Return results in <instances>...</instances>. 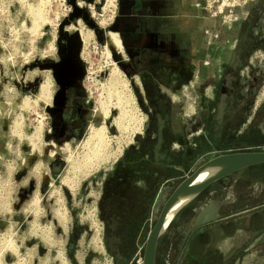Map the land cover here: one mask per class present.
<instances>
[{
  "label": "rangeland",
  "instance_id": "obj_1",
  "mask_svg": "<svg viewBox=\"0 0 264 264\" xmlns=\"http://www.w3.org/2000/svg\"><path fill=\"white\" fill-rule=\"evenodd\" d=\"M258 2L255 18L263 19L264 0ZM115 4L117 8V0H0V264L124 261L116 260L108 250L99 202L105 177L125 155L130 160L154 158L167 165L176 163L177 167L172 174L178 176L167 180L145 173L149 175L147 198L151 201L142 224L137 231L130 228L116 232L120 242L108 243L110 247H128L124 252L129 257L124 264H141L147 233L163 201L186 175L218 153L264 146L263 119L257 125L262 140L211 142L209 139L201 146L202 152L207 153L196 160L197 147L191 145L194 149L185 163L182 159L175 162L178 159L165 147L159 156L157 153L146 156L142 144L152 140L153 133L146 127L147 115L141 109L137 76L126 68L127 54L123 50L117 52L112 46L122 41L111 34L110 43L104 35L109 42L104 48L100 45L104 44L103 39H92L93 32L89 30L100 27L104 21H112L111 30L118 32L116 17L113 19L117 12L113 13ZM73 18L76 19L71 26ZM82 24L89 29L85 31ZM250 24L248 21L245 28L242 25L241 32L249 35L242 34L240 41L263 46L264 21H260L254 34ZM63 26H68L66 32L73 30L74 37L82 40L67 37L69 49L77 50L86 60L80 79L84 99L89 98L85 105L90 109L84 125L75 134L58 141L54 135H48L47 129L48 110L56 88V47L59 36H63ZM158 50L165 51L162 47ZM172 51H165L168 59L174 58L177 63L180 60L191 68L190 81L169 94L172 103L182 107L178 109V121L183 133L188 135L199 105L204 102L209 112L214 107L219 77L233 65L234 56L220 67L218 78L213 75L202 80L196 78L201 54L198 50ZM238 58L241 63L235 66L240 74L239 84L247 89L243 93L249 90L253 101L250 107L254 106L252 110L261 114L259 119H262L264 52L242 50ZM249 60H253V65L248 64ZM114 68L119 72L116 77L111 75ZM213 119L210 113L209 128ZM190 138L187 142L164 145H172L176 151L190 146ZM87 147L100 152L93 159L87 158L90 151ZM143 183L141 180L139 185L146 190ZM161 188L165 194L155 210ZM210 200L221 204V218L186 231L200 207ZM256 203L260 205L251 208ZM111 233L113 230H109ZM131 236L133 242H128ZM155 254L156 264H264V164L241 169L213 183L199 198L183 207L158 238Z\"/></svg>",
  "mask_w": 264,
  "mask_h": 264
},
{
  "label": "flooded vegetation",
  "instance_id": "obj_2",
  "mask_svg": "<svg viewBox=\"0 0 264 264\" xmlns=\"http://www.w3.org/2000/svg\"><path fill=\"white\" fill-rule=\"evenodd\" d=\"M116 14L117 12L114 13L113 19ZM75 19H72L70 25ZM105 22L100 27H94L93 29H89L86 24H82L85 31L89 29L93 32L92 39L98 37L103 39L104 44L100 43V45L104 48L105 32L112 29V21ZM64 26L62 27L63 36H59L56 47V88L48 110L50 124L47 129L48 135H54L55 140L58 141L75 134L86 122L90 109L85 105L89 102V98L84 99L83 80L80 79L82 67L86 60L77 54V50L69 49L67 41V37L80 38L72 36L73 30L66 32L68 26L65 28ZM118 33L125 40L123 51L128 57L126 68L138 79L141 109L147 115L146 127L153 133L150 137L152 140L147 139L146 142H156L157 144H155L157 147H161L162 151L164 147L168 152L172 150L171 154L178 159L175 162H181L180 159H182L185 163L191 158L194 149L191 145L197 147L195 148V151H197L195 159L197 160L207 153L202 152L201 146L202 142H208L209 139L211 142H252L256 139H263L257 133V125L260 123L259 121L264 119V115L262 119H259L261 114H258L256 110H252L254 106L250 107L253 104L250 92L248 90L243 93V90L246 91L247 89L239 84L240 74L235 65L227 68L226 72L219 78V90L214 107L209 112V108L202 102L197 112L193 114L194 117L188 129L189 134L185 135L177 116L178 109H182V107L172 103L168 91L171 93L176 92L190 81V66L182 64L180 60L177 63L174 58H167L165 51L173 53L172 50L174 49L169 44L168 34H165L166 37L161 36L159 32L153 30L150 26L146 30L139 29L137 33ZM160 47L165 51L158 50ZM235 54L233 64H240L239 52ZM189 64H191L190 61ZM210 113L214 118L212 120L214 122L209 128L208 118ZM189 137H191V140L188 141L190 146H186V148L181 147V149L174 151L172 145H164L165 142L171 144H174V142H187L186 139H189ZM195 142H199V145ZM175 164L167 165L168 168L161 172L174 173L173 169L177 168ZM177 176L172 174L171 177L175 178ZM185 230L188 231V228Z\"/></svg>",
  "mask_w": 264,
  "mask_h": 264
},
{
  "label": "crops",
  "instance_id": "obj_3",
  "mask_svg": "<svg viewBox=\"0 0 264 264\" xmlns=\"http://www.w3.org/2000/svg\"><path fill=\"white\" fill-rule=\"evenodd\" d=\"M194 1L195 0H117L116 29L118 32L137 33L139 29L146 30L147 27L150 26L153 30L159 32L161 36L168 34L169 44L174 49L182 50L189 48L190 50H198L201 54H199V60L197 59L199 61V70L198 74H196L198 75L196 78L202 80L204 78L208 80L210 76L213 75L214 78H218V76H220L218 73L220 67L228 64L227 62L230 57L232 55L235 56L236 52L242 50L264 52V44H261L263 46L256 44L251 45L250 43H243L240 41L242 34L249 35L247 32H241L243 24L245 28L249 21L251 23L249 28L252 29V34H254L257 32L260 21H264V18L261 19V16H259L258 19L255 18V8L258 7V4H260L259 2L246 5L241 12L240 20L236 22L231 29L223 31L216 41V45L207 46L203 41V33L201 30L205 25L212 23V20L206 18L204 10L195 7ZM118 32L116 33L125 46V40ZM230 38L236 39L235 46L232 50L228 49L225 43V40ZM233 58L232 60H234ZM205 60H208L209 63L206 64L204 62ZM248 64L253 65V60H249ZM168 92L170 93V91ZM37 147L38 146H36V148ZM158 194L159 193H157V196ZM259 205L260 204L256 203L251 208H256Z\"/></svg>",
  "mask_w": 264,
  "mask_h": 264
},
{
  "label": "trees",
  "instance_id": "obj_4",
  "mask_svg": "<svg viewBox=\"0 0 264 264\" xmlns=\"http://www.w3.org/2000/svg\"><path fill=\"white\" fill-rule=\"evenodd\" d=\"M155 143L156 142H145V144H142V151L146 156L150 155L153 157L156 153L158 156L160 155L159 153L162 149L159 146L157 147V143ZM139 151L140 150H137V152ZM262 164L264 163L252 165L247 168ZM167 168L168 166L166 163L160 162V160H154V158H147V160L139 161L135 158L130 160L128 156L125 155L114 164L112 171L105 177L102 196L99 202V210L102 220L105 223L106 231L104 238L109 247L108 250L116 260L121 258L122 260L124 259V261L121 262L117 261V264H124L128 259L129 256L124 252L128 247L118 245L110 247L108 243L110 240L117 243L120 242V240H118L119 235L116 232L121 233L124 229L128 230L130 228H134V231H137L147 211V204L151 201V198H147L150 187L148 186L149 175L146 176V174L153 173L156 175L155 177L157 179L164 178V180H167L171 178L172 174L167 173L164 175L161 172ZM235 173L220 178L215 182L221 181ZM141 180L144 182L143 186L145 184L146 190H143L141 185H139ZM210 185L202 190L196 198H199ZM158 186L159 180L156 183V189ZM109 230H113V233L109 234ZM133 239V236L128 237V242H133Z\"/></svg>",
  "mask_w": 264,
  "mask_h": 264
},
{
  "label": "water",
  "instance_id": "obj_5",
  "mask_svg": "<svg viewBox=\"0 0 264 264\" xmlns=\"http://www.w3.org/2000/svg\"><path fill=\"white\" fill-rule=\"evenodd\" d=\"M261 163H264V146L261 149L218 153L200 163L177 184L163 201L155 222L147 233L141 264H155L158 238L168 228L178 212L195 199L202 190L220 178ZM164 194L165 189L161 188L154 203L155 210L163 200ZM219 210L220 204L213 200L210 201L198 210L188 231L220 219Z\"/></svg>",
  "mask_w": 264,
  "mask_h": 264
},
{
  "label": "built area",
  "instance_id": "obj_6",
  "mask_svg": "<svg viewBox=\"0 0 264 264\" xmlns=\"http://www.w3.org/2000/svg\"><path fill=\"white\" fill-rule=\"evenodd\" d=\"M258 0H195V7L204 10L206 18L212 23L202 28L203 41L207 46L216 45V41L227 29H231L241 18V12L245 6ZM116 10V4L113 10ZM228 49L232 50L236 39L225 40ZM206 64L208 60L204 61ZM219 77V76H218ZM220 78V77H219Z\"/></svg>",
  "mask_w": 264,
  "mask_h": 264
},
{
  "label": "bare ground",
  "instance_id": "obj_7",
  "mask_svg": "<svg viewBox=\"0 0 264 264\" xmlns=\"http://www.w3.org/2000/svg\"><path fill=\"white\" fill-rule=\"evenodd\" d=\"M72 26V25H71ZM78 27V26H77ZM78 29H79V27H78ZM76 31H77V29H76ZM110 31H112V32H110ZM108 33L106 32V36H108L109 37V39H110V43L112 42L111 41V34H114L115 35V37H116V39L118 40V35H117V33L114 31V30H110ZM80 31H78V32H76V33H79ZM74 36V35H73ZM78 38H79V36H77ZM76 38V37H75ZM82 41V40H81ZM109 44V42H107L106 41V39H105V48L107 47V45ZM112 46H114V48H115V50L118 52L119 50H123V48H124V45L119 41L118 43H116V45L114 44L113 45V43H112ZM108 54V53H107ZM111 71H112V73H111V75H113V76H115L116 77V75L118 76L119 75V72H118V70L116 69V68H114L113 70L111 69ZM118 122H120V121H118ZM103 129V128H102ZM98 132V131H97ZM94 134H95V132H94ZM96 135V134H95ZM97 136V135H96ZM100 136V135H99ZM94 137V136H93ZM97 138L100 140L101 138L100 137H98L97 136ZM97 140V139H96ZM88 141V140H87ZM86 141V142H87ZM91 141V140H90ZM103 141V140H102ZM101 141V142H102ZM106 141V140H105ZM94 143L93 144H97L98 145V143L96 142L95 143V141H93ZM92 143V142H91ZM86 144V143H85ZM88 145V144H87ZM102 145H104V143L102 144ZM105 145H106V142H105ZM89 146H91V145H89ZM92 147V146H91ZM95 147H93V148H88L87 147V149H90V151H89V153H87L86 154V157L88 158V157H92V159H93V155L94 154H96L97 152H98V150L99 149H94ZM97 148V147H96ZM101 150H103L102 148H101ZM99 152H100V150H99ZM98 152V153H99ZM84 153V152H83ZM82 153V154H83ZM100 155V154H99ZM82 156V155H81ZM86 158V159H87ZM95 158H98V157H95ZM100 158V157H99ZM88 160V159H87ZM83 161H84V159H83ZM96 161L94 160V163H95ZM88 163H89V161H88ZM91 168V167H90Z\"/></svg>",
  "mask_w": 264,
  "mask_h": 264
}]
</instances>
